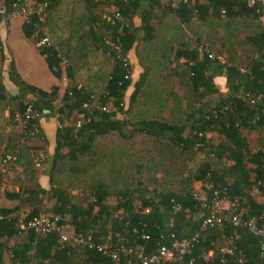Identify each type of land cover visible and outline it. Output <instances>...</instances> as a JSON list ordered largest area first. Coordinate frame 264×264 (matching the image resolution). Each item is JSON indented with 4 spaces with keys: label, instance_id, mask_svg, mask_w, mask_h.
<instances>
[{
    "label": "trees",
    "instance_id": "trees-1",
    "mask_svg": "<svg viewBox=\"0 0 264 264\" xmlns=\"http://www.w3.org/2000/svg\"><path fill=\"white\" fill-rule=\"evenodd\" d=\"M256 1L251 6L245 0H199L174 9L160 0H131L128 6L124 0H34L49 3L41 23V37L49 38L51 45L39 51L51 73L54 66L61 67L59 75L52 73L59 83L64 77L72 83L83 71L90 72L91 62L99 52L113 61V68L102 94L97 96L91 89L73 83L58 105L60 85L50 92L34 87L21 77L15 62H10L8 78L18 93L8 97L0 80V121L7 118L12 127L6 146L0 133V146L4 148L0 189L11 184L27 148L33 160L47 140L43 132L42 141L22 144L16 115L24 113L29 104L42 115V121L56 118L59 126L51 155L49 188L41 185L37 172L24 171L26 179L5 193L6 199L17 202V206L1 209L5 220L0 222V264H114L88 246L63 243L58 234L19 230V220L40 215L59 216L67 234L125 246L133 254H122V264L137 260L142 247L151 255L162 246H171L173 235L180 241L191 240L201 232L206 216L203 202L195 198L194 185L199 182L208 189L204 201L212 202L214 191L219 190L222 198L235 203L236 214L243 222L255 220L258 227L264 228V3ZM7 4L9 1H3L1 8ZM115 8H120L128 29L121 31L114 24ZM168 14L185 27L195 21H223L225 30L210 36L198 35L193 47L182 45L164 68L163 84L171 90L169 97L176 104L183 89L189 101L182 123L158 118L130 122L129 115L156 97L146 92L151 70L141 61L135 63L133 55L141 43L152 46L156 42V26ZM34 31V26L24 24L28 38H34ZM115 47H120L121 53ZM205 48L215 59L202 51ZM5 50L0 40V68L7 61ZM63 59L68 65H63ZM136 65L143 68L137 80ZM217 78L226 79L225 91L219 89ZM87 103L89 107L85 108ZM80 115L84 116L82 121H75ZM114 133L127 141L134 142L138 137L153 140L161 145L159 156L171 154L174 167L187 164L176 160V156L190 158L194 160L188 164L191 171L187 175L181 172L175 189L164 185L162 179L153 181L152 189L144 183L143 165L138 164L141 176L134 187L115 193V205L108 204L112 193L102 183L91 190L90 204L73 203L71 194L55 181V175L87 174L100 164L97 140ZM21 144L14 172L5 182L7 166L2 161L14 156ZM142 235H149L150 240H142ZM221 243L228 247H220ZM233 248L237 249L233 254L223 253ZM261 248L262 240L248 230L226 224L203 233L195 257L199 264H264ZM211 252L212 260L204 261ZM167 264H188V260Z\"/></svg>",
    "mask_w": 264,
    "mask_h": 264
},
{
    "label": "rangeland",
    "instance_id": "rangeland-1",
    "mask_svg": "<svg viewBox=\"0 0 264 264\" xmlns=\"http://www.w3.org/2000/svg\"><path fill=\"white\" fill-rule=\"evenodd\" d=\"M2 5L3 0H0V8ZM11 24L14 27V34L11 38V47L13 51L19 55V60L26 64V67L31 74V76L29 75L32 78L31 80L49 79L47 78L49 73L48 68L43 69V65H41L42 60L40 57L42 55L39 51L41 48L37 47L35 38H28L25 35V32L20 28H23L25 24L24 19L15 18L11 21L10 25ZM224 25L223 21L207 24L195 21L191 27H185L171 14H168L162 22L158 23L156 26V32L158 35L156 42L152 46L141 43L139 47H137L135 55H133L135 63L141 61L142 64L151 70V76L149 78V83L146 86V92L155 95L156 97H153V100L148 102V105L145 106L146 108L141 104L143 101L140 102L141 105L127 117L128 121L139 122L143 119L158 118L163 121L171 122L172 120H176L177 122L182 123L185 119L183 112L188 108L189 101L183 89L180 92V101H177L176 104L173 99L169 97V91L171 90L167 89L163 84L164 79L162 77L164 68L167 67L166 64H168V61L174 59L177 50L180 49L182 45L186 44L189 47H193V41H195L198 35L210 36V34L216 31L223 32L225 30ZM233 28H235V26ZM9 65L10 64L5 62L0 68V80L3 81V83L8 79L7 70ZM91 67L90 72L87 73L86 70L83 71L77 76L75 81H72V83L70 79H68L67 82L64 81V79L60 81L62 94L57 103L58 105L60 104L64 91L73 83L80 88L86 87L91 89L97 96L103 93L106 79L113 68V61L110 60L108 56H105V54L99 52V55H97L95 59H93V62H91ZM135 67V80H137L139 75L143 73V68L137 67V65ZM35 83L40 84L38 81ZM217 85L219 89H221L222 86L220 84ZM12 92V88H9V90H6V95L8 97L12 96ZM171 109L176 110L172 111ZM5 116L7 117L8 113H6ZM83 118V115L77 116L75 121H82ZM0 122V133L3 135V143L6 146L8 144V136L11 134L12 127H10L11 125L8 123L7 118ZM165 143L166 141L163 142V145ZM160 146L161 145H156V142L147 137H138L133 142L124 140L117 133H114L108 137L97 140L96 148L99 153V165L90 168V171L84 175H74L71 173L59 175L57 173L55 175V181L60 187L71 194L73 197V203L84 206H87L92 202L91 190L98 183L104 184L109 190L108 192L112 193V196L108 199V204L115 205L117 203L115 193L125 187H134L137 178L141 176L137 173L138 169H136V165L138 164L143 165L141 177L146 185L153 189V181L156 179H162L164 185L169 184L168 186L175 189L181 178V172L183 173L182 175H187L191 171L188 164L194 160H191L190 158L179 159V156H176V160L187 162V164L184 167L181 166V164H177V166L174 167L172 164L173 162L171 163V154H164L163 156L158 155L160 152ZM34 147L36 146L32 147L34 150L38 149V146L36 148ZM43 148L41 145V148L39 149L41 150ZM47 149L49 150V148ZM3 152V146H0V157ZM30 153V148H27L24 158L13 174L11 184L6 183V185L2 186L0 189L2 201L5 199V193L10 192L14 184L23 181L21 178L22 172L35 171L38 176L46 171L50 172L51 161L45 165L43 170H37L34 167ZM49 153L51 154L50 151ZM2 171L3 169L0 170V173H2ZM207 191L208 189L206 188V192ZM261 202L264 203V199H261ZM52 204H50V206H52ZM219 246L227 248L228 244L221 243Z\"/></svg>",
    "mask_w": 264,
    "mask_h": 264
},
{
    "label": "built area",
    "instance_id": "built-area-1",
    "mask_svg": "<svg viewBox=\"0 0 264 264\" xmlns=\"http://www.w3.org/2000/svg\"><path fill=\"white\" fill-rule=\"evenodd\" d=\"M9 1L4 8L0 9V29L3 25H10L11 21L15 18H22L25 24L34 26V38L38 48H45L51 45L49 38L41 37V23H43L47 14L48 2H34V0H3ZM131 0H124V5H130ZM164 5L171 6L176 9L183 5H188L191 2L199 0H160ZM241 1V0H240ZM249 5L254 6L256 0H245ZM264 3V0H258ZM113 22L116 26L120 27V30L129 28V24L123 16L120 8H115L113 15ZM118 53H121L120 47H115ZM210 59H215V56L208 48L202 49ZM63 65H68L67 61L63 59ZM54 75L61 73V67L54 66L52 68ZM65 74V73H63ZM64 81L67 82V78L64 77ZM95 97L92 96V99ZM85 108L89 107L87 103ZM105 109V108H104ZM106 110V109H105ZM17 130L22 137V144L24 141L39 142L43 140V130L41 127L42 115L36 113L33 107L29 104L26 105V111L24 113H18L16 115ZM81 123H79L80 127ZM22 144L19 146L14 156H7L3 159V166H7L4 173L7 174L5 182L9 180V177L14 172L15 166L19 160L20 150ZM51 154L47 147L35 152L33 155L34 167L37 170H43L45 165L51 161ZM195 198L202 201L203 211L206 212V216L203 219L201 225V232L196 234L191 240H177L175 235L172 236L173 243L171 246H162L155 253L147 255L145 247H142L138 253V259L135 261H129L128 264H167L175 261L184 262L188 260V264H199L195 257V252L200 245L203 238V233L216 228L224 227L226 224H232L237 228L248 230L253 236L262 240L261 256L264 258V228H260L256 225L255 220L243 222V220L236 214V205L225 198H222L221 192L215 190L213 193V201H204L200 199L199 195H195ZM2 196L0 195V204ZM5 218L1 214L0 208V222ZM61 218L59 216H46L40 215L30 220H19L18 228L21 232H34L36 234L48 235L58 234L59 239L63 243H71L78 246H88L92 250H96L112 260L114 264H122V254L128 252L133 254L131 250L123 245L115 247L113 245L95 242L92 236L84 235H70L64 232L60 226ZM142 240L149 241V235H142ZM237 249H229L223 251L226 254H233ZM213 258V252L204 256V261L210 262Z\"/></svg>",
    "mask_w": 264,
    "mask_h": 264
},
{
    "label": "crops",
    "instance_id": "crops-1",
    "mask_svg": "<svg viewBox=\"0 0 264 264\" xmlns=\"http://www.w3.org/2000/svg\"><path fill=\"white\" fill-rule=\"evenodd\" d=\"M137 22V24L140 23L139 19L135 20ZM22 31H24V26L23 28L20 27ZM14 27L11 25L5 26L3 25L0 31V40L2 45L4 46V48L6 49V63L10 64V62L14 61L16 64V67L18 69L19 74L21 75V77L30 85L37 87L41 90H44L46 92H50L51 89L55 86H59V80L56 78V76H54L51 71L50 68L48 66V64L46 63L45 59L41 56V65H43V69L44 68H48V77L49 79L46 80H36L38 81L40 84L35 83L33 80H31L32 78L30 77L31 74L29 73L26 64L21 62V60H19V55L17 53H15L11 47V38L14 34ZM47 71V70H46ZM43 74V73H42ZM30 75V76H29ZM216 84H220L222 87L221 89L223 91L226 90V79L225 78H217L215 80ZM5 86L7 88V90H9V88H12V95H16L18 93V89L14 87V85L11 83V81L8 79H6L5 81ZM62 93V90H61ZM58 121L56 118H52V119H44L41 123V127L43 129L44 135L46 137V142H45V146L47 148H49V151L51 152V154L53 153V150L55 148L56 145V132H57V127H58ZM49 171H46L44 173H42L41 175H39V179H40V183L41 185L48 189L49 188ZM27 177L26 173H23L22 175V179L25 180ZM206 185H204L203 183L199 182V183H195L194 188L195 191L197 192L196 195H199L200 199H207V192H206ZM16 191H19V188H16ZM17 206V202L15 201H9L6 199H4V201H1L0 204V208L2 210L4 209H13L14 207ZM13 244V242H12Z\"/></svg>",
    "mask_w": 264,
    "mask_h": 264
}]
</instances>
